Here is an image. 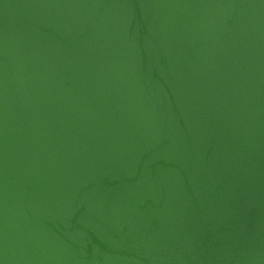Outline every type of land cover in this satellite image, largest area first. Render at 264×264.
<instances>
[{
  "label": "water",
  "instance_id": "water-1",
  "mask_svg": "<svg viewBox=\"0 0 264 264\" xmlns=\"http://www.w3.org/2000/svg\"><path fill=\"white\" fill-rule=\"evenodd\" d=\"M0 264H264V0H0Z\"/></svg>",
  "mask_w": 264,
  "mask_h": 264
}]
</instances>
